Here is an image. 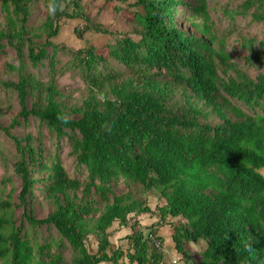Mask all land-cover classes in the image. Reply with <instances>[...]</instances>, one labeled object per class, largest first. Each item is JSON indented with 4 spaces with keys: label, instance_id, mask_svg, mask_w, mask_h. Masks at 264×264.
Instances as JSON below:
<instances>
[{
    "label": "trees",
    "instance_id": "obj_1",
    "mask_svg": "<svg viewBox=\"0 0 264 264\" xmlns=\"http://www.w3.org/2000/svg\"><path fill=\"white\" fill-rule=\"evenodd\" d=\"M39 1L47 12L34 25ZM103 1L112 3V14H129L131 30L116 31L112 44L70 48L67 63L84 83L72 98L56 81V52L67 48L53 38L67 21H76L79 40L87 31L113 34L110 23L92 21L86 0H0V50L10 45L19 61L8 64L17 79L0 78V85L16 95L25 125L34 117L66 137L86 170L83 179L70 177L59 158L43 157L40 137L12 131L14 117L0 121L21 181L19 216L10 199H0L1 264H264V70L253 78L231 59L206 0ZM241 6L264 20V0ZM184 8L194 31L181 24ZM258 46L250 57L264 65V40ZM22 59L47 61V78L25 70ZM37 183L49 204L39 217L32 207ZM151 192L161 201L156 211L144 196ZM143 213H157L159 221L146 230L136 220L128 224L130 214ZM114 221L130 228L124 245L109 239ZM43 225L57 236L34 238Z\"/></svg>",
    "mask_w": 264,
    "mask_h": 264
},
{
    "label": "rangeland",
    "instance_id": "obj_2",
    "mask_svg": "<svg viewBox=\"0 0 264 264\" xmlns=\"http://www.w3.org/2000/svg\"><path fill=\"white\" fill-rule=\"evenodd\" d=\"M244 0H206L208 4L209 18L212 23V29L216 36L223 38L225 42L226 50L229 52L231 59L235 61L249 76L255 77L258 73L263 72L264 65L257 63L254 59H251L253 53L259 51L258 42L264 40V20L251 19L250 12L253 8L246 10L242 9V2ZM85 12L91 17L92 21H102L105 24L110 23V29L113 34L103 35L95 31H87L82 33V40H79L72 28L76 25V21H67L62 23L58 36L54 37V41L67 48L65 51L59 49L56 52L58 63L56 67L59 69L56 75V81L59 87H61L70 97H79L84 91V83L80 73L71 65H68L70 48H75L79 45L94 44L97 46L103 45L109 42L112 44L116 37L119 35L116 31H130L126 24V19L129 14L126 12L119 15L112 14V3L104 2L103 0H86ZM183 15L180 18L181 24L189 31H194L190 26L189 20L185 19L188 12L186 8L183 9ZM47 9L39 1L34 7L33 12L30 15L29 22L37 25L46 15ZM114 16V18H112ZM111 22V20H113ZM81 27L80 25H78ZM252 39L253 43L250 48L242 44L243 40ZM50 48L47 49L50 52ZM23 68L32 72L36 77L45 80L47 78V61L43 60V64L36 66L31 65L27 59H22ZM110 66L123 74H128L129 70L121 63L114 59L109 60ZM8 64L17 66L19 64L15 51L10 45H5L0 50V78L3 80H16L17 72L9 69ZM241 108L249 111L244 104L235 102ZM0 109L2 116L0 121L2 124L7 125L11 123V119L16 118V125L11 128L12 131L19 133L20 135L29 133L33 137H40L43 147V157L50 159L57 157L60 159L63 167L70 177L83 179L86 174L85 167L78 165L75 161V157L70 152V146L66 137L57 138L55 135L47 129V127L34 117H30L26 125L24 124L21 116L18 115L19 105L17 103L16 95L13 92L5 90L0 85ZM18 159V154L15 150V146L12 139L8 137L3 131L0 130V199H10L15 206V211L19 216L21 214V207L18 206V192L20 189V177L14 170V162ZM264 175V168L261 169ZM40 183L35 186V197L32 200V207L35 210L36 215L44 216L48 212V203L42 199V193L38 190ZM124 190L126 187L119 185L118 189ZM135 193L139 194L137 188H134ZM147 199L148 205L156 211L157 205L161 203L156 192L147 193L144 195ZM129 223L135 220L141 225H145V229L151 228L156 222L159 221L157 213H143L139 215L129 216ZM168 226L163 224L160 226L159 231L167 232ZM169 229V227H168ZM109 239L115 245H124V235L130 232L129 226L120 225L117 221H114L108 229ZM168 233V232H167ZM50 235L57 236V232L54 227H48L43 225L37 227V231L32 236L38 239L49 237ZM165 236L166 233H165ZM95 238L89 235V239L86 244L88 247H94ZM64 245V246H63ZM61 246L62 252L66 261L69 263L71 257V249L69 245L64 242ZM196 248V245L194 246ZM178 256L177 253H175ZM194 257L199 256L197 250L193 253ZM1 264V262H0ZM100 264H110L108 262H102ZM176 264H182L178 261Z\"/></svg>",
    "mask_w": 264,
    "mask_h": 264
},
{
    "label": "crops",
    "instance_id": "obj_3",
    "mask_svg": "<svg viewBox=\"0 0 264 264\" xmlns=\"http://www.w3.org/2000/svg\"><path fill=\"white\" fill-rule=\"evenodd\" d=\"M165 240H166V241H168V239H167V238H166Z\"/></svg>",
    "mask_w": 264,
    "mask_h": 264
},
{
    "label": "clouds",
    "instance_id": "obj_4",
    "mask_svg": "<svg viewBox=\"0 0 264 264\" xmlns=\"http://www.w3.org/2000/svg\"><path fill=\"white\" fill-rule=\"evenodd\" d=\"M53 8H54V6H53Z\"/></svg>",
    "mask_w": 264,
    "mask_h": 264
}]
</instances>
